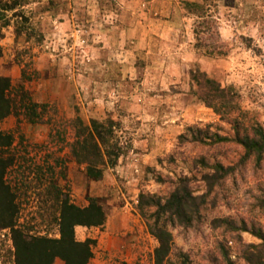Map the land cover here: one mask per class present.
Returning a JSON list of instances; mask_svg holds the SVG:
<instances>
[{"label":"rangeland","instance_id":"374dc122","mask_svg":"<svg viewBox=\"0 0 264 264\" xmlns=\"http://www.w3.org/2000/svg\"><path fill=\"white\" fill-rule=\"evenodd\" d=\"M187 2L203 4L208 16V25L198 36L194 34L198 19L186 10ZM19 4L6 13L7 26L0 20V77L9 78L15 90L23 86L32 102L41 106L36 123L14 115L0 121V131L13 136L6 156L14 158L8 178L17 191L20 222H28L33 232L58 237L52 202L44 203L46 198L39 196L47 184L36 183L38 169L46 178L49 166L55 184L75 205L85 207L88 197H96L107 217L124 222L117 233V245L122 247L112 258L114 264H154L157 241L138 214L139 194L166 196L181 176L193 178V188L201 194L203 171L195 167V159L203 156L231 166L244 153L235 143L180 145L178 136L188 126L211 125V132L233 136L231 126L197 98L194 78L204 74L231 88L238 95L241 119L264 130V0H19ZM77 119L86 126L93 120L114 124L121 156L115 166L105 167L109 177L101 188L91 189L94 181L86 176L85 166L71 156ZM132 164L135 168L129 170ZM230 184L226 201L220 199L205 210L198 230H171L167 264H178L179 252L186 253L192 264H212L210 257L215 256L220 260L216 249L220 230L211 224L215 218L264 228V217L252 207V196L264 188V163L261 171L247 164L236 189ZM240 239L243 244L261 242L250 232H241ZM226 245L230 259L244 264L238 247ZM93 250L100 254L97 246ZM0 264H14L10 232L1 228Z\"/></svg>","mask_w":264,"mask_h":264},{"label":"trees","instance_id":"16d2710c","mask_svg":"<svg viewBox=\"0 0 264 264\" xmlns=\"http://www.w3.org/2000/svg\"><path fill=\"white\" fill-rule=\"evenodd\" d=\"M17 6H20L19 0L4 3L0 0V20L4 21L5 26L8 25L6 13L15 11ZM185 6L186 10L198 19L194 30V34L198 36L199 29L205 28L209 22L205 8L203 4L192 2H187ZM17 34H20V31H17ZM196 46L200 47L199 38ZM213 53L220 52L215 50ZM194 80L198 87L195 92L197 98L212 109L221 121H226L231 126L233 136L221 135L218 131L211 132V125H206L205 129L188 126L178 136L180 145L201 144L215 147L235 143L243 148L244 153L237 164L231 166H225L219 161L209 162L203 156L195 159V167L203 171L201 179L205 189L201 194L194 190L193 178L187 176L178 177L166 196L143 192L139 194L138 214L144 220L149 234L157 241L153 253L154 264L170 262L173 228L198 230L203 223L201 220L205 210L215 207L220 199L226 201L228 182L236 189L237 180H243L247 164L252 163L261 171L264 163V130L257 123H245L241 119L238 95L231 88L221 86L204 74ZM40 107L32 102L23 86L15 90L9 78L0 77V121L14 115L23 116L29 123H36L40 118L37 111ZM75 127L74 140L70 144L71 156L77 164L85 166V174L90 180L100 181L105 167L115 166L121 156V148L114 134V124L112 121L93 120L86 126L77 119ZM12 143L13 136L0 131V228L10 232L14 247V264H54L56 258L61 259L64 264H90L95 241H78L75 228L104 226L106 213L99 199L88 197L85 207L75 205L55 184L52 167H46L49 176L46 178L39 168L36 183L42 186L47 184L39 196L46 198L44 203L52 202L51 213L58 237L33 232L28 222H20L21 207L16 202L17 191L8 178L9 169L14 166V158L6 156V151ZM258 193L252 196V207L264 217V188H259ZM211 224L214 229L220 230V238L216 241L220 260L217 256L210 257L212 264H240L230 259V247L226 245L229 242L238 247V258L244 264H264V228H257L255 225L249 228L244 221L237 224L232 218H215ZM241 232H250L261 242L257 245L243 244L240 239ZM177 255L178 264H192L186 253L179 252Z\"/></svg>","mask_w":264,"mask_h":264},{"label":"crops","instance_id":"0c3cea01","mask_svg":"<svg viewBox=\"0 0 264 264\" xmlns=\"http://www.w3.org/2000/svg\"><path fill=\"white\" fill-rule=\"evenodd\" d=\"M116 168H119V166H117ZM131 168H135V164H132L129 170H131ZM109 171L112 172L114 171V169L112 170L109 169ZM106 173L107 172H103L102 179L104 180L101 179L100 181H94L92 183L91 189H93L94 187L98 188L101 185L102 186L104 185L103 183H105L106 179L109 177V175ZM103 189L104 187L100 190L102 191ZM93 194L96 195V193L94 192ZM125 208H126V205H124V207H122L121 209L125 210ZM116 214L119 215L118 211L116 212ZM122 223L124 222H121L119 219H117L116 217L112 215L108 217L106 216V222L104 226H102L101 228H93V227L86 228V227H81V226H77L75 228V237L78 241L92 239L95 241L93 248L97 246L100 252V254L97 255L92 248L93 257L90 260V264H114V260L112 258L119 253L117 251V250H120L119 247H122V246L117 245L118 243L117 233L119 230L123 229L121 226ZM91 231L95 233L94 236H92ZM119 241H122V240H119ZM54 264H64V262L61 259L56 258L54 261Z\"/></svg>","mask_w":264,"mask_h":264}]
</instances>
